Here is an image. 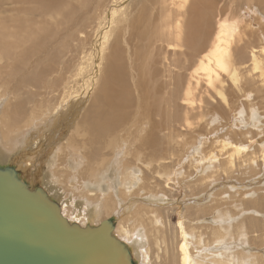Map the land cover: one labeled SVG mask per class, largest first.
<instances>
[{
	"label": "bare ground",
	"instance_id": "6f19581e",
	"mask_svg": "<svg viewBox=\"0 0 264 264\" xmlns=\"http://www.w3.org/2000/svg\"><path fill=\"white\" fill-rule=\"evenodd\" d=\"M263 118L264 0H0V167L130 264H264Z\"/></svg>",
	"mask_w": 264,
	"mask_h": 264
},
{
	"label": "water",
	"instance_id": "95a60500",
	"mask_svg": "<svg viewBox=\"0 0 264 264\" xmlns=\"http://www.w3.org/2000/svg\"><path fill=\"white\" fill-rule=\"evenodd\" d=\"M59 208L0 167V264H130L108 221L82 228Z\"/></svg>",
	"mask_w": 264,
	"mask_h": 264
},
{
	"label": "rangeland",
	"instance_id": "374dc122",
	"mask_svg": "<svg viewBox=\"0 0 264 264\" xmlns=\"http://www.w3.org/2000/svg\"><path fill=\"white\" fill-rule=\"evenodd\" d=\"M116 97V95L115 94H113L112 95V97H111V100L112 99H114ZM99 104H101V103H99ZM135 105H137L136 103H135ZM232 115H234V113H232ZM264 119V118H263ZM222 122H224V120L222 121ZM221 122V123H222ZM217 124V122H215V125ZM133 125V123H130V126H132ZM250 129L252 128V127H249ZM65 130V129H64ZM63 130V133H62V135L66 132V131H64ZM220 132H222V131H220ZM45 144V142L44 143H42V145H40L43 149L46 147V145H44ZM45 156H42L41 157V159L39 160L40 161V167H39V169L38 168H36L35 169V167H30L31 169H28L27 170V172L25 173V172H23L22 170H19V169H14V170H17L18 172V174H22V175H25L26 174V184H28V186H30L31 188H37V189H40V185H41V178H42V176H43V172H44V170L46 169V167L44 166V161H45ZM38 161V162H39ZM33 168V169H32ZM41 175V176H40ZM33 176L34 177H36V182H35V184L34 185H32V179H33ZM40 180V181H39ZM39 181V182H38ZM171 186V190H172V192H173V194L176 196H179V202L182 200V198L185 196V194H187V193H189V190L186 188V185H185V182H182L180 185H176V184H171L170 185ZM187 189V190H185V189ZM176 196V197H177ZM172 201V200H171ZM177 205V204H176ZM176 208H178V206H175ZM179 212V211H178ZM180 216L178 215V213H174V214H169V220L173 223V224H177L178 223V221L180 220V218H179Z\"/></svg>",
	"mask_w": 264,
	"mask_h": 264
}]
</instances>
